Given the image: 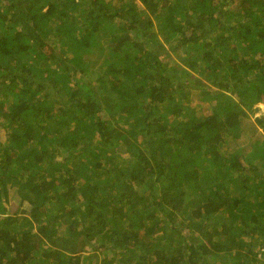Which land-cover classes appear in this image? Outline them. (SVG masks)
Returning <instances> with one entry per match:
<instances>
[{
    "label": "trees",
    "instance_id": "trees-1",
    "mask_svg": "<svg viewBox=\"0 0 264 264\" xmlns=\"http://www.w3.org/2000/svg\"><path fill=\"white\" fill-rule=\"evenodd\" d=\"M262 102L264 0H0V264H264Z\"/></svg>",
    "mask_w": 264,
    "mask_h": 264
},
{
    "label": "rangeland",
    "instance_id": "rangeland-1",
    "mask_svg": "<svg viewBox=\"0 0 264 264\" xmlns=\"http://www.w3.org/2000/svg\"><path fill=\"white\" fill-rule=\"evenodd\" d=\"M193 103H197L199 105V108L201 109V112L204 115L210 113L209 105L206 102H204V100L202 101L200 97L194 98V102ZM254 107H255V113L252 114L251 122L254 120L255 116H257V115H263V117H264V103L263 102L262 103H257ZM259 135H262V136L264 135V127L263 126H259ZM0 136L2 138H4V139L7 137V133H6V131L3 128L0 129ZM239 149L240 148L238 146V150ZM125 152H127V151L124 150V154L123 155H124V157H127L128 153H125ZM13 195H14V193L11 194L10 205H9V210H10L9 214L13 213L14 211H16L19 206H21L22 209L26 208L24 203L22 205H19L20 204L19 199L16 200V198H13Z\"/></svg>",
    "mask_w": 264,
    "mask_h": 264
},
{
    "label": "built area",
    "instance_id": "built-area-1",
    "mask_svg": "<svg viewBox=\"0 0 264 264\" xmlns=\"http://www.w3.org/2000/svg\"><path fill=\"white\" fill-rule=\"evenodd\" d=\"M260 252H261L260 254H263L264 256V244L262 245Z\"/></svg>",
    "mask_w": 264,
    "mask_h": 264
}]
</instances>
